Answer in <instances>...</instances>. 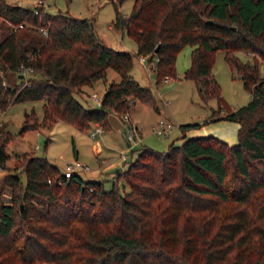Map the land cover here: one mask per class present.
I'll return each instance as SVG.
<instances>
[{"label":"trees","instance_id":"1","mask_svg":"<svg viewBox=\"0 0 264 264\" xmlns=\"http://www.w3.org/2000/svg\"><path fill=\"white\" fill-rule=\"evenodd\" d=\"M36 9L0 0V110L42 100L41 118L24 113L19 132L56 120L78 130L102 126L109 111L128 112L134 100L157 110L150 89L130 75L131 54L104 44L91 19ZM122 27L135 54L153 60L155 84L174 77L175 55L190 45L182 76L202 101L218 97L210 68L222 50L249 93L215 117L238 124L235 143L202 135L181 136L164 151L140 146L105 188L78 174L65 178L46 157L26 152L15 155L21 180L5 167L3 131L0 190L9 197L0 200V264H264V0H132ZM20 64L31 69L26 83ZM107 68L118 79L106 83L99 105L84 106L73 94L105 81Z\"/></svg>","mask_w":264,"mask_h":264},{"label":"rangeland","instance_id":"2","mask_svg":"<svg viewBox=\"0 0 264 264\" xmlns=\"http://www.w3.org/2000/svg\"><path fill=\"white\" fill-rule=\"evenodd\" d=\"M7 3L16 4L23 7H31L36 0H5ZM44 9L49 12H67L74 17H87L91 19L93 31L101 41L111 48L121 49L129 52L132 56V66L130 75L140 85L147 86L153 96L157 110H154L149 103L134 100L131 108L127 112L129 119L136 124L141 136V146H145L157 151H164L170 142H176L182 134L179 128L184 123H200L213 125H223L232 121L215 118L226 111L232 110L246 103L249 98L248 91L243 87L240 78L230 70L223 59V52L217 49L213 52L210 73L218 85V97H210L202 101L194 82L182 76L185 68L188 67L191 46L184 45L176 53L174 59V77L162 79L155 84L153 75L146 63H141L138 55L135 54L134 40L129 37L122 27L125 17L128 15L132 0H123L114 5L109 0H43ZM121 19H123L122 22ZM118 22L115 24V22ZM6 32V25L0 22V37ZM237 57L244 61L248 57L244 53L237 52ZM259 66V71L264 76V61ZM117 74L110 68L106 69L105 81L97 79L92 86L84 87L85 93L73 94V96L86 107H95L96 102L89 95L95 92L101 97L105 85L108 81H116ZM13 77L9 74V81ZM2 80V84H5ZM33 111L39 120L42 115V100L14 101L10 102L3 111L0 110V133L8 131L9 139L4 144V152L7 155L5 167L8 170L18 171L21 180L24 178L23 172L15 159V155L26 152L37 156H44L46 159L62 169L65 162L77 161L87 167L86 170H77L76 173L82 179L101 180L103 186L108 188L111 179L108 175L101 173L104 164H99L101 159L114 156L122 148L123 132L125 124L120 115L112 111L108 112V117L114 123L109 124L111 133L94 132V126L89 125L85 130H78L71 124L62 120H56L48 127L38 129H26L19 132V127L24 113ZM158 118L170 123V129L164 135L157 136L153 132V126ZM104 128V127H103ZM102 129V128H101ZM98 141L102 146L100 153L93 151V144ZM228 144V143H227ZM110 149H106V148ZM138 149L132 150L130 161L136 156ZM128 153V152H127ZM126 153V154H127ZM119 156V155H118ZM129 163V157L126 158ZM126 163V165L128 164ZM126 167V166H125ZM5 169L0 168V177ZM121 190V182H118ZM126 190V186H123ZM9 191L7 188L0 190V200L7 202Z\"/></svg>","mask_w":264,"mask_h":264},{"label":"crops","instance_id":"3","mask_svg":"<svg viewBox=\"0 0 264 264\" xmlns=\"http://www.w3.org/2000/svg\"><path fill=\"white\" fill-rule=\"evenodd\" d=\"M244 56L245 57H249L245 53H244ZM261 63H262V61L259 62V65ZM215 117L212 120H214ZM110 121L111 120H110V118L107 115L105 125H102V126L99 125V127H100V131L99 132H103L102 130L105 129L107 133H111L112 132V128L109 126V124L112 121L111 122ZM90 125L91 126H95L96 124L95 123H91ZM237 127H238V124L236 122H233V121L230 122V123H224L223 125H220V126L213 125V123L200 124L198 127L189 128V129L184 130L182 132V134L179 136L178 140L176 142H174V141L173 142L176 143V144H179L186 137L212 135V136H214V137H216V138H218V139H220V140H222V141H224V142H226L228 144H232V143H235V141H236V129H237ZM181 136H184V138H181ZM140 142H141V139H140ZM123 144H124V145H122L123 147L120 148L119 151H118L119 153L120 152L124 153V158L123 159L118 156L119 153H118V155L115 153L114 156H111V157H108V158L105 157L104 159H101V162H99V164L100 163L104 164L101 173H104V174L108 175V177H110V179H112V177L114 176V174L117 171H120V170L125 168L126 163H128V162H126V158L129 157V161H130V157L132 155V150L134 148L139 149V147L141 146V145H139L137 147H132V148L128 149L127 143L125 141V138L123 139ZM102 147H104V146H102L98 141H95L94 144H93V151L95 153H100ZM106 149H110V148L107 147Z\"/></svg>","mask_w":264,"mask_h":264},{"label":"built area","instance_id":"4","mask_svg":"<svg viewBox=\"0 0 264 264\" xmlns=\"http://www.w3.org/2000/svg\"><path fill=\"white\" fill-rule=\"evenodd\" d=\"M37 7H43L44 8V2L43 0H36L33 5L31 6V8H33V12L37 11ZM20 24L14 25L12 26L13 29L16 27H19ZM38 30L44 35L45 34V29L42 27H39ZM138 59L141 63H146L147 66L151 67L153 65V60L151 61H147L145 56L139 55ZM31 69L30 68H25L23 67L21 64L17 67V71L16 73L18 75H20V77L23 78L24 83L27 82V77L30 73ZM163 79H167V78H163ZM89 97L94 100L96 102V105L100 104V96L98 97L97 94L95 92L90 93ZM124 121L125 124V130L123 132L124 136H125V141L127 143V147L128 149L132 148V147H137L140 145V135H139V129L136 126L135 123H133L129 117L127 112L123 113L120 115ZM170 129V123L168 122H164L163 119L158 118L156 120V124L153 126V132L159 136V135H164L165 133H167ZM99 132L100 131V127L99 125H95L93 128V131H90V136L94 135V132ZM119 157H121L122 159L124 158V153L120 152L119 153ZM87 167L83 164L78 163L75 160L69 161V162H65L61 171L62 174L65 178L71 177L73 174H77L76 171L77 170H86Z\"/></svg>","mask_w":264,"mask_h":264},{"label":"water","instance_id":"5","mask_svg":"<svg viewBox=\"0 0 264 264\" xmlns=\"http://www.w3.org/2000/svg\"><path fill=\"white\" fill-rule=\"evenodd\" d=\"M123 21V19H121V21L120 22H122ZM89 25H90V27H92V23L91 22H89ZM19 77H20V75H18ZM104 93H102V95H103Z\"/></svg>","mask_w":264,"mask_h":264}]
</instances>
